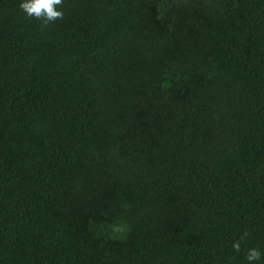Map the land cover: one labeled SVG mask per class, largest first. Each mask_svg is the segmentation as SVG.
Returning <instances> with one entry per match:
<instances>
[{
	"label": "trees",
	"instance_id": "1",
	"mask_svg": "<svg viewBox=\"0 0 264 264\" xmlns=\"http://www.w3.org/2000/svg\"><path fill=\"white\" fill-rule=\"evenodd\" d=\"M20 2L0 264H264V0H64L43 28Z\"/></svg>",
	"mask_w": 264,
	"mask_h": 264
},
{
	"label": "clouds",
	"instance_id": "2",
	"mask_svg": "<svg viewBox=\"0 0 264 264\" xmlns=\"http://www.w3.org/2000/svg\"><path fill=\"white\" fill-rule=\"evenodd\" d=\"M64 0H21L19 8L30 18L41 21V27H47L50 23L63 19L62 11ZM232 247L236 252L241 250L240 241H234ZM262 253L258 248H249L246 259L249 264L261 259Z\"/></svg>",
	"mask_w": 264,
	"mask_h": 264
}]
</instances>
